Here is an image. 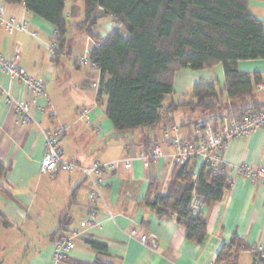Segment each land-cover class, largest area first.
Returning a JSON list of instances; mask_svg holds the SVG:
<instances>
[{"label": "crops", "instance_id": "crops-1", "mask_svg": "<svg viewBox=\"0 0 264 264\" xmlns=\"http://www.w3.org/2000/svg\"><path fill=\"white\" fill-rule=\"evenodd\" d=\"M0 5L4 18L19 20L23 17L28 22L27 32L13 30L9 33L0 26V53L11 56L15 48L18 49L19 61L26 72L45 80V95L39 103L47 104L44 111L32 107L35 121L21 126L13 107L0 96V162L6 168L0 179V213L7 222V225L0 224V264H67L53 261V237L79 228L80 218L89 209V188L80 170L39 172L42 130L56 125L66 127L60 138L66 158L82 166L93 161L133 156L146 149L145 137L151 141L150 145L159 144L163 152L148 166L134 159L129 169L119 166L103 175L99 187L101 201L97 207L100 224L84 230L75 239L69 260L91 263L99 259L107 264H252L250 245L264 246V184L236 177L234 185L224 189L218 201L203 206L205 234L202 240L186 238L185 228L173 214H158L145 203L147 197L152 201L156 194H165L171 180L173 166L169 155L172 148L163 133L164 127L115 131L104 114L105 95L96 96L98 71L82 65L78 60L81 54L74 53L71 63L65 66L71 73L70 81L61 82V62L57 65L52 62L54 26L27 11L23 1L0 0ZM73 9L74 6L70 11L74 12ZM247 9L264 28V0H248ZM82 14L84 17V10ZM94 14L102 16L94 26L96 32L100 22L110 16L99 6ZM69 15V24L83 19L70 23L76 15L72 18L71 13ZM107 23L109 32L111 28ZM107 32L99 33L101 39ZM76 37L83 44L88 38L78 28ZM237 69L264 80V59L238 60ZM223 80L220 63L199 70L179 69L173 75L172 92L164 96L163 105L191 100L192 86L198 81H213L218 85V106L203 112L215 128L225 122L227 112L264 104V89L258 91L255 87L250 94L228 98L222 89ZM0 85L10 90L15 99L29 96L21 81L4 73H0ZM81 109H87L82 118L78 116ZM162 111L164 113V109ZM164 115L168 119L165 124L177 126L175 134L182 137L194 134L198 109L180 105ZM222 160L227 167L264 166V125L246 136L230 139L223 149ZM199 167L198 163H191L194 177ZM141 235L146 237L144 243L139 240ZM232 238L235 243H231ZM151 239L155 241L154 247L149 243ZM88 241L104 245L105 250H95Z\"/></svg>", "mask_w": 264, "mask_h": 264}, {"label": "trees", "instance_id": "trees-1", "mask_svg": "<svg viewBox=\"0 0 264 264\" xmlns=\"http://www.w3.org/2000/svg\"><path fill=\"white\" fill-rule=\"evenodd\" d=\"M21 1L27 11L54 26L53 64L57 65L62 55L71 56L65 37L69 25L63 13L66 0H4ZM83 1L84 17L73 24L93 40L87 49V59L99 73L96 96L105 95L104 114L115 131L165 128L168 119L164 113L180 105L199 110L194 123L210 120L203 112L218 106L219 89L213 81L194 83L191 100L164 107V96L172 92L173 75L179 69L199 70L220 63L224 72L222 89L228 98L250 94L261 82L258 75L237 69L238 60L264 59L263 24L248 11V0ZM97 6L123 27L126 37L118 26L102 39L94 32ZM257 107L253 105L225 115H240ZM143 143L145 150L152 146L147 137ZM191 163L173 166L167 192L156 194L152 201L147 197L145 203L158 214H173L185 228L186 238L200 242L205 234V222L201 211H190V200L196 196L204 205L216 202L227 183L225 174L213 173L204 164L194 177ZM5 172L0 162V179ZM1 216L0 213V224L7 225ZM88 243L99 252L105 250L100 243ZM66 263L107 264L99 259L91 263L67 259Z\"/></svg>", "mask_w": 264, "mask_h": 264}, {"label": "built area", "instance_id": "built-area-1", "mask_svg": "<svg viewBox=\"0 0 264 264\" xmlns=\"http://www.w3.org/2000/svg\"><path fill=\"white\" fill-rule=\"evenodd\" d=\"M3 8L0 5V26L7 32L13 30L27 32L28 22L22 17L19 20L15 17H3ZM31 36L35 33L29 32ZM55 34V31H54ZM55 46L52 44L53 53ZM83 63L91 68L94 65L87 59V50L84 53ZM0 73L16 78L22 82L27 89L29 96L27 98L15 99L10 90L0 85V96L3 101L13 107L17 115V121L21 126H27L33 123L31 109L37 107L44 111L47 104L39 103V99L45 95V80L29 75L19 61L18 49L15 48L11 56H5L0 53ZM96 86V83H93ZM256 90L264 89V80L257 83ZM87 109H81L78 112L80 118L85 117ZM264 125V104L242 112L240 115H228L225 122L215 128L211 120H198L193 124L194 134L188 137H182L174 132L177 126L174 123H168L163 133L168 138L172 148L169 155V161L172 166H178L186 162H194L199 165H206L213 173H222L226 175L227 188L234 185L236 177H243L250 182H261L264 184V166L253 167L250 164H237L231 167L224 165L222 152L227 142L236 137H243ZM64 125H56L42 130L43 153L39 162L40 173H55L58 171L70 172L80 170L87 180L88 193V211L79 220V228L73 229L67 233H58L53 237L52 259L55 263H66L70 251L75 246V239L86 229L96 227L100 224L98 220L97 207L101 201L100 184L102 177L106 172L113 171L119 166L129 169L134 159L140 160L144 166L155 161L163 155L159 144H153L149 149L138 152L133 156L115 157L105 161H93L88 166H82L76 161L66 158L64 149L60 144V138L65 134ZM204 204L193 196L189 203V209L192 213L202 210ZM132 234L134 231L131 232ZM139 240L144 243L146 237L141 235ZM152 247L155 246L154 239L149 240ZM249 253L252 257V264H264V246L251 244ZM68 264V263H67ZM212 264V263H209Z\"/></svg>", "mask_w": 264, "mask_h": 264}, {"label": "rangeland", "instance_id": "rangeland-1", "mask_svg": "<svg viewBox=\"0 0 264 264\" xmlns=\"http://www.w3.org/2000/svg\"><path fill=\"white\" fill-rule=\"evenodd\" d=\"M72 6H74V9H73L74 12L73 11H70L71 8H72ZM83 10H84V1L83 0H66L65 1V5H64V11H63L64 17H66L69 20V16H70L69 14L71 13V18L73 17V15H76V16L73 17L70 20V23L72 21L80 20V19L83 18L82 17L83 16V14H82ZM79 14H81V17H78ZM98 17H102V16H98ZM106 23L109 25V27L111 29L114 28L115 26L120 27L122 36H124V37L127 36V32L123 29V27L120 24H118L115 20H113L112 18H107L104 21H101L100 22V25H98L96 27V32H98L100 34H102L104 32H107L106 26H105ZM76 34H77V28L75 26H73V24H69L66 27L65 37L67 38L68 43H69V49L71 50V56L62 55V57L60 59V62H61L60 67H61V69H63L61 82L62 81H65L66 83H69V81H70L71 73L66 71L65 66L68 63H71V60H72V57H73L72 55L74 53H77V55L78 54H81L80 57H79V59H78L79 62L82 65H87V64H84L83 63V60L82 59L84 57H86V55H84V53L91 46V44L93 43V40L88 37V38L85 39V43L83 44V42H80V40L76 37ZM91 69H94V68H91ZM96 86H97V84H96ZM128 130L129 129H126L125 131H128Z\"/></svg>", "mask_w": 264, "mask_h": 264}]
</instances>
